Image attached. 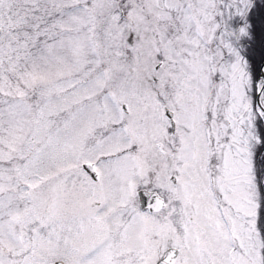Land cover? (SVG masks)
Returning a JSON list of instances; mask_svg holds the SVG:
<instances>
[{
  "label": "snow or ice",
  "instance_id": "1",
  "mask_svg": "<svg viewBox=\"0 0 264 264\" xmlns=\"http://www.w3.org/2000/svg\"><path fill=\"white\" fill-rule=\"evenodd\" d=\"M0 264H264V0H0Z\"/></svg>",
  "mask_w": 264,
  "mask_h": 264
}]
</instances>
